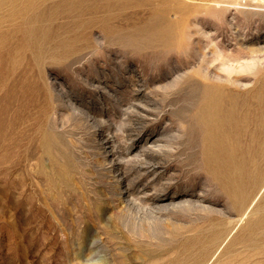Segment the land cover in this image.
<instances>
[{"label":"rangeland","instance_id":"rangeland-1","mask_svg":"<svg viewBox=\"0 0 264 264\" xmlns=\"http://www.w3.org/2000/svg\"><path fill=\"white\" fill-rule=\"evenodd\" d=\"M242 1L0 0V264H264V53L241 43L264 48V0ZM218 87L249 118L210 145L198 114ZM145 187L214 211L138 216L124 203Z\"/></svg>","mask_w":264,"mask_h":264},{"label":"bare ground","instance_id":"bare-ground-1","mask_svg":"<svg viewBox=\"0 0 264 264\" xmlns=\"http://www.w3.org/2000/svg\"><path fill=\"white\" fill-rule=\"evenodd\" d=\"M68 1V0H67ZM83 1V0H82ZM174 1V0H173ZM195 1V0H194ZM242 0H216V2H214V3H216V7L218 8V10H220V11H222L224 14L226 13V12H228L229 10H231V8H233L232 6H234L235 7V5H238L239 4V6H240V4L243 2H241ZM245 1V5L246 4H251L254 0H244ZM259 1H261V2H263V0H259ZM106 2V1H105ZM80 3H81V1H80ZM83 3V2H82ZM126 3V2H125ZM140 4V3H139ZM65 5V4H64ZM163 5V4H162ZM165 5V4H164ZM164 5H163V7H164ZM80 6V5H79ZM167 6V5H166ZM174 6V5H173ZM180 6V5H179ZM182 6V5H181ZM187 6V5H186ZM242 6H244V5H242ZM66 7V6H65ZM77 7V6H76ZM96 7V6H95ZM175 7V6H174ZM238 7V6H237ZM237 7L236 8H234V9H237ZM253 6H251V8H252ZM79 8H81V7H79ZM115 8V7H114ZM165 8V7H164ZM177 8V7H176ZM182 8V7H181ZM184 8V7H183ZM168 9V8H167ZM178 9H179V7H178ZM188 9V8H187ZM186 9V10H187ZM164 10V9H163ZM170 10V9H169ZM184 10V9H183ZM216 10V9H215ZM214 10V11H215ZM239 11H241V12H244V13H250L251 14V12L252 13H254V15L256 14V11H255V9H249V8H245V6L243 7V9H242V7H240L239 9H238ZM237 10V11H238ZM253 10V11H252ZM257 10V9H256ZM78 11H79V9H78ZM167 11V10H166ZM238 11V12H239ZM69 12V11H68ZM219 12V11H218ZM97 13V12H96ZM153 13H154V11H153ZM213 13H215V12H213ZM259 13V12H258ZM257 13V14H258ZM186 14V13H185ZM221 14V13H220ZM256 14V15H257ZM261 14H263V13H261ZM158 15V14H157ZM183 15V14H182ZM216 15H218V13L216 14ZM226 15V14H225ZM243 15H245V14H243ZM161 16V15H160ZM222 16V15H221ZM246 16V15H245ZM261 16V15H260ZM159 17V16H158ZM158 17H156V18H158ZM153 18V17H152ZM155 18V19H156ZM218 18H220V16L218 17ZM223 18H224V16H223ZM222 18V19H223ZM246 18V17H245ZM253 18V17H252ZM155 19H153V20H155ZM162 19H164V21H166L165 20V18H161V21H162ZM184 19H185V17H184ZM221 19V18H220ZM151 20V19H150ZM153 20H151V21H153ZM225 20V19H224ZM255 20V19H254ZM154 22V21H153ZM160 22V21H159ZM163 22V21H162ZM150 23V22H149ZM168 23V22H167ZM171 23V22H170ZM151 24H153V23H151ZM156 25H160V24H158V22H157V24H155V26ZM165 25V27H166V24H164ZM163 25V26H164ZM148 26V25H147ZM150 26V25H149ZM148 26V27H149ZM152 26V25H151ZM167 27H168V24H167ZM171 27V26H170ZM145 28V27H144ZM150 28H153V27H150ZM156 28H157V26H156ZM146 29V28H145ZM163 29V28H162ZM165 29V28H164ZM163 29V30H164ZM141 30V29H140ZM168 30V29H167ZM166 30V31H167ZM173 30V29H172ZM138 31V30H137ZM159 31V30H158ZM161 31V30H160ZM159 31V32H160ZM178 31V30H177ZM239 32V31H238ZM157 33V32H156ZM162 33H164V35H166L165 34V32H162ZM176 33V32H175ZM240 33V32H239ZM140 34V33H139ZM173 34V33H172ZM239 35V34H238ZM242 35V34H241ZM155 36H156V34H155ZM160 37V36H159ZM163 37V36H162ZM172 37H173V35H172ZM165 38V37H164ZM168 39H170V36L168 37ZM167 39V40H168ZM190 40V39H189ZM249 40V39H248ZM258 40V39H257ZM158 41V40H157ZM248 42V41H247ZM157 43V42H156ZM242 43V48H243V50L244 51H246V52H248V53H260L261 52V54H262V52L264 53V48L261 46V45H259V44H257L256 42H249V43H243V42H241ZM183 44V43H182ZM182 44H181V46H182ZM190 44V43H189ZM263 45V44H262ZM190 46V45H189ZM183 47V46H182ZM192 47V46H191ZM213 48H214V46H213ZM186 49V48H185ZM216 48H214V50H215ZM212 50V49H211ZM217 50V49H216ZM213 51V50H212ZM219 51V50H218ZM217 51V52H218ZM217 52H215V54L217 53ZM220 52V51H219ZM218 52V53H219ZM223 51H221V53H222ZM239 52H240V50H239ZM224 53V52H223ZM204 54V53H203ZM247 54V53H246ZM217 55V54H216ZM220 55V54H219ZM234 55V54H233ZM256 55V54H255ZM218 56V55H217ZM222 56V55H221ZM228 56V55H227ZM213 58L212 59H215L216 58V56H215V58H214V56H212ZM231 57V56H230ZM250 58V57H249ZM252 58H253V56H252ZM203 59H206V58H203ZM211 59V58H210ZM218 60H220L219 58H217ZM217 59H215V61L217 60ZM223 59H224V57H223ZM233 59V58H232ZM254 59V58H253ZM241 60V59H240ZM244 60H245V58H244ZM201 61H202V59H201ZM211 61H213V60H211ZM225 61V60H224ZM247 61V60H246ZM208 62V61H207ZM214 62V61H213ZM230 62V61H229ZM234 62V61H233ZM240 62V61H239ZM249 62V61H248ZM254 62H256V61H254ZM211 63V62H210ZM228 63V62H227ZM227 63H226V65H227ZM232 63V62H231ZM244 63V62H243ZM257 63V62H256ZM256 63H254V64H256ZM208 64V63H207ZM223 64H225L224 62H223ZM222 64V65H223ZM237 64H238V62H237ZM240 64V63H239ZM248 64H250V63H248ZM244 65V64H243ZM245 65H246V62H245ZM245 65H244V67H245ZM259 65V64H258ZM257 65V66H258ZM208 66H210V64L208 65ZM212 66H213V64H212ZM229 68H231V70L229 69V72H226V73H229L227 76H228V78H231V76H233L232 74H234V73H232V72H234L235 71V74H236V69L238 68L237 66H235L234 67V65H227ZM249 66V65H248ZM250 66H252V65H250ZM217 67V66H216ZM220 67V66H219ZM224 67V66H223ZM222 67V68H223ZM232 67H233V69H232ZM253 67V66H252ZM206 68H207V66H206ZM205 68V70H207ZM209 68H211V66L209 67ZM226 68V67H225ZM224 68V69H225ZM251 68V67H250ZM254 68V67H253ZM261 68V67H260ZM223 69V70H224ZM245 69H247V68H245ZM201 70H204V69H202V67H201ZM204 70V71H205ZM221 71H222V69H220ZM227 70H228V68H227ZM248 70V69H247ZM253 69H251V71H252ZM241 70H239V73H238V71H237V74H236V76L237 75H241V73H242V71H244V70H242L241 72H240ZM220 72V71H219ZM225 72H224V74H225ZM199 73V72H198ZM203 73H205L206 74V72H203ZM221 73H223V72H221ZM205 74H204V76H205ZM211 74V73H210ZM223 74V75H224ZM231 74V76H229ZM234 74V75H235ZM212 75H213V73H212ZM216 75V74H215ZM207 76V75H206ZM218 77H220V75L218 76ZM217 77V78H218ZM226 77V76H225ZM207 78H209V76L207 77ZM233 78V77H232ZM244 78V77H243ZM218 79H224L223 77L222 78H218ZM233 79H235V77L233 78ZM211 80V79H210ZM229 80V79H228ZM236 80V79H235ZM234 80V81H235ZM221 81H223V80H221ZM230 81V80H229ZM236 82V81H235ZM239 82V81H238ZM221 85V84H220ZM221 87V86H220ZM225 87V86H224ZM223 88V87H222ZM221 88V89H222ZM219 87L218 88H212V89H208L206 92H205V96H204V101H203V104H202V106H201V108H200V113L198 114L199 116H200V121L204 124V127L205 128H203V129H205V141L207 142V143H209L210 145H214L215 143H217V142H219L220 140H221V138L223 137V136H225V137H228V139H229V136L228 135H230V133H232L231 131H232V129L234 128V126H236L235 128H237V125L239 126V124H241L240 123V121H242L243 123H245V119H248L249 118V116H248V118L247 117H245L244 115L243 116H241V115H239V111L237 110V106L236 105H234L233 103H231L230 102V100H229V97H228V95H226L225 94V92L224 91H222ZM258 94V93H257ZM240 95V94H239ZM262 96V95H261ZM234 98H235V96H233ZM239 97V96H238ZM242 97V96H241ZM237 98V97H236ZM262 98V97H261ZM234 100H237V99H234ZM239 103V102H238ZM246 104V103H245ZM244 104V106H246ZM144 105V104H143ZM251 105V104H250ZM141 107V106H140ZM146 107V106H145ZM241 107V106H240ZM258 107V106H257ZM262 108V107H261ZM146 111L145 112H147V113H144V114H142V113H139V115H138V118H139V122L140 123H142V121L141 120H145V117H147L148 116V114H150V111L147 109V108H144ZM151 109V108H150ZM199 109V108H198ZM243 109V108H242ZM249 110V109H248ZM253 110V109H252ZM138 111V110H137ZM144 111V110H143ZM197 111H199V110H196V113H197ZM243 111V110H242ZM244 111H245V109H244ZM243 111V112H244ZM263 111V110H262ZM261 111V112H262ZM138 112H140V111H138ZM243 112H241V113H243ZM253 112V111H252ZM195 113V114H196ZM240 113V114H241ZM260 113V112H259ZM238 114V115H237ZM250 114H252L251 112H250ZM249 114V115H250ZM261 114V113H260ZM135 115H137V112H136V114ZM256 115H259V114H256ZM263 115V114H262ZM195 116V115H194ZM260 117V116H259ZM261 118V117H260ZM262 118H263V116H262ZM193 119V118H192ZM253 119V118H252ZM256 119H257V117H256ZM259 119V118H258ZM197 120V119H196ZM249 120H251V119H249ZM255 120V119H254ZM193 121V120H192ZM257 121H259V120H257ZM256 120H255V122H256V125H257V122ZM264 121V120H263ZM144 122V121H143ZM253 122V121H252ZM193 123H196V122H193ZM198 123V122H197ZM239 123V124H238ZM260 123H261V120H260ZM247 124V123H246ZM250 125H251V121H250V123H249ZM255 124V123H254ZM254 124H252L253 126H254ZM195 125H197V124H195ZM243 125V124H242ZM252 125L250 126V127H252ZM260 125V124H259ZM200 126V125H199ZM199 126H197L198 128H199ZM202 126V125H201ZM244 126V125H243ZM132 127V126H131ZM138 127V126H137ZM233 127V128H232ZM249 127V126H248ZM259 127V126H258ZM254 127H252V129H253ZM257 128V127H256ZM138 129H140V128H138ZM138 129H134V127L133 128H131L130 130H138ZM201 129V128H200ZM243 129V128H242ZM245 129V128H244ZM248 129V128H247ZM255 129V128H254ZM253 129V130H254ZM258 129V128H257ZM234 130V129H233ZM237 130V129H236ZM238 131V130H237ZM240 131H241V129H240ZM247 131H249V130H247ZM131 132V131H130ZM250 132V131H249ZM136 133V132H135ZM242 133H243V131H242ZM245 133H246V130H245ZM251 133H253L252 132V130H251V132H250V135H251ZM258 133V132H257ZM128 134H129V132H128ZM127 134V135H128ZM203 134V133H202ZM239 134H241V133H239ZM255 134V133H254ZM259 134V133H258ZM234 135V134H233ZM249 134H247V136H248ZM250 135H249V137H250ZM231 136H232V134H231ZM230 136V137H231ZM255 136V135H254ZM258 136V135H257ZM262 136V135H261ZM107 137H109V136H107ZM161 137V136H160ZM239 137V136H238ZM256 137V136H255ZM260 137V136H259ZM258 137V138H259ZM104 138V137H103ZM130 138V137H129ZM232 138V137H231ZM231 138H230V140H231ZM240 138V137H239ZM242 138V137H241ZM245 138V137H244ZM247 138V137H246ZM106 139V138H105ZM131 139V138H130ZM234 139V138H233ZM238 139V138H237ZM248 139V138H247ZM246 139V140H247ZM252 139V138H251ZM256 139V138H255ZM254 139V140H255ZM262 139H264V138H262ZM104 140V139H103ZM157 140V139H156ZM154 141L153 142V144H151V145H147V146H144V148H143V150H142V153H138V155L137 156H135L136 158L134 159V162L132 163L133 164V166H132V168H133V170H134V172L137 174V173H142L143 172V174H144V172H150V171H155L156 169H155V167H156V165L158 164V161L160 160L159 158H160V156H161V152H160V148H158L157 149V144H154L155 142H157V141ZM240 140V139H239ZM105 141V140H104ZM224 141V140H223ZM226 141V140H225ZM224 141V142H225ZM253 141V140H252ZM257 141V140H256ZM255 141V142H256ZM227 142V141H226ZM242 142V141H241ZM249 142V141H248ZM247 142V144H250V143H248ZM254 142V143H255ZM259 142H261V141H259ZM263 142V141H262ZM261 142V143H262ZM238 144H239V142H237ZM219 144V143H218ZM246 144V143H245ZM256 144V143H255ZM263 144V143H262ZM116 145V144H115ZM220 145V144H219ZM223 145V144H222ZM230 145H232V144H230ZM237 145V144H236ZM240 145H241V143H240ZM243 145V144H242ZM161 146V145H160ZM164 146V145H163ZM205 146V145H204ZM239 146V145H238ZM248 146V145H247ZM250 146V145H249ZM254 146V145H253ZM115 147V146H114ZM207 147V146H206ZM225 147V146H224ZM232 147V146H231ZM241 147H244V146H241ZM240 147V148H241ZM255 147V146H254ZM211 148V147H210ZM215 148V147H214ZM230 148V147H229ZM240 148H238L237 147V150L238 149H240ZM245 148V147H244ZM248 148V147H247ZM259 148H261V146L259 147ZM264 148V147H263ZM213 149V148H212ZM220 149V148H219ZM224 149V148H223ZM250 149V148H249ZM255 149V148H254ZM165 150V149H164ZM220 150H222V149H220ZM225 150H226V148H225ZM225 150H224V152H225ZM243 150V149H242ZM241 150V152H243ZM256 150V149H255ZM255 150H253L252 149V151H253V153H254V151ZM111 151V150H110ZM112 151H114L113 149H112ZM163 151V150H162ZM166 151V150H165ZM207 151V150H206ZM245 151V150H244ZM250 151V150H249ZM262 152H263V150H261ZM260 151V152H261ZM245 152H247V151H245ZM256 152H258V151H255V153ZM261 152V153H262ZM206 153V152H205ZM209 153V152H208ZM239 153V152H238ZM249 153V152H248ZM247 153V154H248ZM252 153V152H251ZM118 154V153H117ZM218 154V153H217ZM246 153L244 154V155H247ZM134 155V154H133ZM250 155V154H249ZM259 155V154H258ZM116 156V155H115ZM210 156H212V155H210ZM216 156V155H215ZM234 156H236V155H234ZM253 156V155H252ZM119 157V156H118ZM121 157V156H120ZM164 157V156H163ZM225 157V156H224ZM242 157V156H241ZM245 157V156H244ZM247 158H248V155L246 156ZM250 157V156H249ZM113 158H114V156H113ZM125 158H126V161L128 162V158L126 157V155H125ZM209 158V157H208ZM216 158V157H215ZM254 158H255V156H254ZM122 159H123V157H122ZM132 159V158H131ZM159 159V160H158ZM233 159H234V157H233ZM233 159H231V160H233ZM237 159V158H236ZM236 159H235V162H237V161H241V159L240 160H237L236 161ZM121 160V159H120ZM130 160V159H129ZM205 160V159H204ZM224 160V159H223ZM244 160V159H243ZM242 160V162L244 163V161ZM249 160H251L250 158H249ZM209 161V160H208ZM217 161V160H216ZM230 162V160H227V162ZM115 162V160L114 159H112L111 160V163H114ZM161 161H159V163H160ZM234 162V161H233ZM121 162H116V163H114L115 165L116 164H120ZM215 164V163H214ZM223 164V163H222ZM224 164H226V163H224ZM228 164V163H227ZM235 164V163H234ZM244 165H245V163H244ZM243 165V166H244ZM247 165V164H246ZM218 166V165H217ZM221 166V168H222V165H220ZM116 167V166H115ZM212 168H213V166H211ZM224 167V166H223ZM241 167H242V165H241ZM246 167V166H245ZM249 167V166H248ZM257 167V166H256ZM235 168V167H234ZM225 169H227V168H225ZM224 169V170H225ZM245 169H248V168H245ZM262 169V168H261ZM117 171L118 170H120V167H118V169H116ZM221 170V169H220ZM243 170V169H242ZM217 171V170H216ZM241 171V170H240ZM247 171V170H246ZM120 172V171H119ZM123 172V171H122ZM245 172V171H244ZM250 172V171H249ZM125 173V172H124ZM134 173V174H135ZM246 173V172H245ZM127 174V173H126ZM215 174V173H214ZM116 177V179H117V185H118V187H119V184H121L122 182H125V181H127L128 180V176L127 175H125V174H118V175H115ZM153 176V175H152ZM214 176V175H213ZM218 176H219V173H218ZM135 178V177H134ZM220 177H218V179H219ZM222 178V177H221ZM115 179V180H116ZM134 180L135 179H133L132 181L134 182ZM160 180H161V177L160 176H157L151 183L152 184H156L157 182H160ZM168 180V179H167ZM172 180V179H171ZM130 182V181H129ZM162 182H163V180H162ZM161 182V183H162ZM135 183V182H134ZM133 183V184H134ZM128 184V183H127ZM130 184V183H129ZM163 184V183H162ZM170 184V183H169ZM169 184H167V185H169ZM223 184V183H222ZM150 185V184H149ZM149 185H147V186H149ZM122 186V185H121ZM130 186H131V184H130ZM157 186V185H156ZM163 186H165V185H163ZM162 186V187H163ZM131 187H133V186H131ZM144 187V186H143ZM159 187V186H158ZM157 187V188H158ZM165 187H167V186H165ZM153 189H154V187H153ZM162 189V188H161ZM122 190V189H121ZM125 190V189H124ZM150 188H147V187H145L144 188V190L142 191V193L144 194V198L141 200H136V199H133V198H131V199H127V200H125V205H124V207L125 206H127L129 209H133V208H135V207H139V211H138V216H145V215H147V214H152V212L155 210V209H158V210H161V211H172V210H174V209H179L180 210V208L181 209H185L186 207H188V208H193V209H199L198 211H211V210H213V208H212V206L210 207L209 205H207L206 203H204V200L202 199V198H200V196H184L182 199H183V201L182 202H179V201H177V200H175L173 197H170V198H167V197H165V195H162L161 193H157V191H155V192H151L150 193ZM156 190V189H155ZM154 191V190H153ZM129 190H126V193L123 195V197H124V199H125V197H128V194H129ZM123 193V192H122ZM132 193V192H131ZM121 195V194H120ZM203 195V194H202ZM129 197H131L130 195H129ZM178 198V197H177ZM204 198H205V196H204ZM123 200V199H122ZM243 201V200H242ZM245 201V200H244ZM123 202V201H122ZM146 203L148 204L149 203V205L147 206L146 205ZM212 203V202H211ZM126 208V207H125ZM128 208H127V210H128ZM138 210V209H137ZM214 211V210H213ZM197 212V211H196ZM208 213V212H207ZM156 228V227H155ZM149 230V229H148ZM150 233V232H149Z\"/></svg>","mask_w":264,"mask_h":264}]
</instances>
